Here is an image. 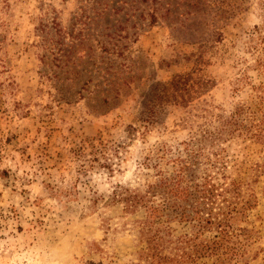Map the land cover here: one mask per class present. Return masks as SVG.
I'll return each mask as SVG.
<instances>
[{"label": "rangeland", "instance_id": "rangeland-1", "mask_svg": "<svg viewBox=\"0 0 264 264\" xmlns=\"http://www.w3.org/2000/svg\"><path fill=\"white\" fill-rule=\"evenodd\" d=\"M260 22V0H0V264H151L157 227L113 192L179 157L253 233L197 264H264Z\"/></svg>", "mask_w": 264, "mask_h": 264}, {"label": "trees", "instance_id": "trees-1", "mask_svg": "<svg viewBox=\"0 0 264 264\" xmlns=\"http://www.w3.org/2000/svg\"><path fill=\"white\" fill-rule=\"evenodd\" d=\"M260 9L261 22L255 25L258 42L254 48L258 52V65L264 67V0H260ZM216 33L221 35L220 31ZM257 129L259 132L254 135L259 137L262 129L260 126ZM175 165L172 177L162 176L155 184H149L144 193L119 186L112 196L128 210L144 209L146 224L152 229L157 227L154 229L156 244L169 251L162 253L161 248H156L151 264H197L204 258L214 259L216 263L249 260L253 233L252 229L241 225L248 216L247 203L239 206L208 184V178L198 180L190 171L193 165L187 157L177 158ZM162 221L190 223L195 233L193 237L175 238L170 227H163ZM207 232H213V237H202Z\"/></svg>", "mask_w": 264, "mask_h": 264}]
</instances>
